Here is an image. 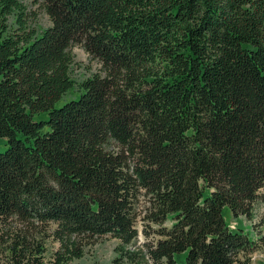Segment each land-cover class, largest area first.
I'll use <instances>...</instances> for the list:
<instances>
[{
  "label": "trees",
  "instance_id": "obj_1",
  "mask_svg": "<svg viewBox=\"0 0 264 264\" xmlns=\"http://www.w3.org/2000/svg\"><path fill=\"white\" fill-rule=\"evenodd\" d=\"M36 2L52 23L41 34L20 0H0L6 264H69L103 237L133 260L142 197L145 222H173L154 264H251L256 243L225 211L253 219L264 190V0ZM76 46L101 66L81 83ZM51 225L45 262L34 232Z\"/></svg>",
  "mask_w": 264,
  "mask_h": 264
},
{
  "label": "rangeland",
  "instance_id": "obj_2",
  "mask_svg": "<svg viewBox=\"0 0 264 264\" xmlns=\"http://www.w3.org/2000/svg\"><path fill=\"white\" fill-rule=\"evenodd\" d=\"M20 2L27 9V21L28 25L35 29L39 34L52 26L49 16L42 8L41 3L36 0H20ZM10 25L12 29L16 28L15 18L10 19ZM75 55L76 64L73 68V78L77 83H81L85 79L100 72V64L91 59L89 55L81 48L76 46L72 49ZM75 90L73 93L67 94L64 99L58 104V107L63 106L65 103L77 99L79 94ZM48 118L47 113H41L35 116L36 121L46 120ZM4 140L0 139V153L6 150ZM148 208L147 199L142 197L137 205L136 213L138 215L137 229L139 231L138 239L128 247V250L134 252L136 256L133 260L125 258L122 260V255L116 252V248L120 245V241L111 237H103L94 239L85 246V255L80 260H74L69 264H114L115 259L121 258V264H154L149 257V250L152 245H155L157 241L163 239L160 236L162 229H170L173 225L172 221H168L164 226H159L145 222L146 211ZM226 222L232 230L238 228V224H242L246 233L256 243V250L252 252L248 257L251 260V264H264V190L261 192L260 200L255 204L253 219L248 220L245 217L235 219L229 209L225 211ZM13 227H20L17 221H14ZM54 225L47 232H42L43 229H39L34 232V235H42L45 240L46 253L44 255L45 262H49L52 259V255L59 249L60 243L54 240L53 231ZM4 249V248H3ZM0 247V264H6L7 260Z\"/></svg>",
  "mask_w": 264,
  "mask_h": 264
}]
</instances>
